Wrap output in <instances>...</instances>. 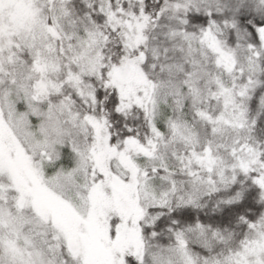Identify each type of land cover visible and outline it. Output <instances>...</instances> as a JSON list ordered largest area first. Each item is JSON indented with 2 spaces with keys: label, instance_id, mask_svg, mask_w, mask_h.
Masks as SVG:
<instances>
[{
  "label": "snow or ice",
  "instance_id": "obj_1",
  "mask_svg": "<svg viewBox=\"0 0 264 264\" xmlns=\"http://www.w3.org/2000/svg\"><path fill=\"white\" fill-rule=\"evenodd\" d=\"M0 264H264V0H0Z\"/></svg>",
  "mask_w": 264,
  "mask_h": 264
}]
</instances>
